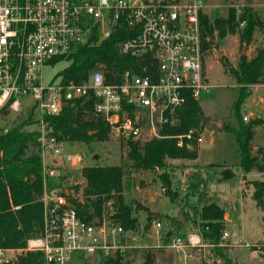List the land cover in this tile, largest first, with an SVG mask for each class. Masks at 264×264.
I'll return each mask as SVG.
<instances>
[{
  "label": "built area",
  "instance_id": "obj_1",
  "mask_svg": "<svg viewBox=\"0 0 264 264\" xmlns=\"http://www.w3.org/2000/svg\"><path fill=\"white\" fill-rule=\"evenodd\" d=\"M205 0H0V112L18 111L19 96H30L38 110L37 152L42 166L40 232L22 248H0V263H10L23 251H40L41 264H97L124 255L136 243L135 231L114 218L115 209L91 210L86 219L75 207L74 191L66 184L81 156L64 153L45 119L70 102L89 101L91 111L123 141L162 137L160 129L178 120L187 98L207 90L200 14ZM241 8L237 7V14ZM117 33V51L135 64L108 76L92 69L82 83L62 77L45 80L52 59L80 45ZM88 43V44H89ZM243 120H248L243 115ZM193 129L172 135L177 146L191 147ZM166 136V135H164ZM187 141V142H186ZM68 163L69 166L65 165ZM110 204V203H108ZM151 226L162 227L159 219ZM224 231L221 238L227 237ZM200 233L185 239L170 237L164 246L191 255L205 245ZM152 246V245H151ZM19 254V255H18Z\"/></svg>",
  "mask_w": 264,
  "mask_h": 264
},
{
  "label": "trees",
  "instance_id": "obj_2",
  "mask_svg": "<svg viewBox=\"0 0 264 264\" xmlns=\"http://www.w3.org/2000/svg\"><path fill=\"white\" fill-rule=\"evenodd\" d=\"M243 22L242 27H239ZM202 47L210 50L213 43V33L219 38L227 34L239 32L240 38L249 43L254 31L262 26V21L251 6H243L237 15L235 7H229L226 16H218L209 20L206 13L200 14ZM121 36L117 33L98 41L97 34L93 42L80 45L70 55L64 57L66 65L60 69L56 78L62 81L82 83L95 68H101L105 75L111 72H121L135 64L133 57L122 55L117 51L116 44ZM60 58L52 59L54 64ZM238 85L237 95L232 103L236 123H224L223 130L231 133L235 141L239 158L237 165L246 182V174L252 170L261 172L262 178L248 180L253 186L251 193L255 204L264 211V145L253 148L252 140L255 127L264 124L258 116L243 120L241 106L251 93L250 85L260 83L264 79V44L255 49L251 57L240 56L235 67L227 68ZM264 112V107H263ZM203 115L201 107L194 98H187L178 111V120L166 124L160 129L162 137H150L143 140L124 141L127 146L126 156L130 167L136 169H162L157 175L162 193L172 202L183 204V196L171 185V174L166 169V158L196 157L197 142L200 132L194 130L190 141L191 148L185 145L177 146L176 138L172 135L186 133L204 125L199 119ZM52 133L59 140L89 143L93 140H105L109 137V127L91 111V102H70L57 115L45 117ZM37 131H23L19 127L10 130H0V248H22L26 239L40 232L42 222V166L37 152ZM166 135V136H164ZM187 142V141H186ZM127 164L121 165H88L82 168L81 175L85 184L75 186L73 203L79 212L90 219V212L99 215L105 203L111 200L115 207L113 218L125 230L136 231L139 221L133 215V208L125 203L123 191L126 188L125 175ZM221 179L234 175L229 166L219 170ZM184 207L181 206V209ZM183 210V209H182ZM194 212L201 216L202 221L194 223L198 226L202 240L213 247L218 256L223 254L224 247L217 244L224 232V208L215 202H207ZM195 213V214H196ZM175 220V217H172ZM172 223V222H171ZM145 224L144 228H147ZM171 227L164 230V243L171 237ZM253 245L252 248L257 249ZM40 251H23L16 259L4 264H41ZM126 261L121 254L102 259L97 264H124ZM1 264V263H0ZM141 264H156L155 252H143ZM213 264H223L213 260Z\"/></svg>",
  "mask_w": 264,
  "mask_h": 264
},
{
  "label": "rangeland",
  "instance_id": "obj_3",
  "mask_svg": "<svg viewBox=\"0 0 264 264\" xmlns=\"http://www.w3.org/2000/svg\"><path fill=\"white\" fill-rule=\"evenodd\" d=\"M243 6H251L262 21V26L254 31L245 50H242V39L238 31L227 34L224 38H219L214 31L211 48L204 53L205 76L209 85L207 90L201 91L197 101L203 115L220 118L223 123H236L232 103L237 95L238 85L227 68L235 67L242 55L251 57L256 47L264 44V0H205L204 3L209 20L226 16L229 7L242 9ZM242 25L243 22H240L239 27ZM215 51L219 52V55H215ZM66 63L65 60H59L54 64H46L43 69L44 79H58L56 74ZM249 88L251 93L241 106V114L247 115L248 118L258 116L264 120V79L260 83L250 85ZM18 100L23 105L18 111L11 109L9 112H0V130L19 127L25 132L37 131L36 120L39 114L32 106V98L19 96ZM194 130L200 132L196 157L165 160L166 169L171 174V185L183 196L184 207L181 211L178 203L172 202L162 193L157 176L162 169L130 167V160L125 153L127 146L117 136L109 133L105 140H93L89 143L65 140L60 144L62 152L81 156L80 167L71 169L66 180V184L72 190L79 185L78 193L85 184V179L81 175L83 167L127 164L123 199L133 208V215L139 221L135 231L138 237L136 243L146 246L129 249L123 255L126 261L124 264H141L143 252L148 249L155 252L156 264H213V260L222 261L223 264H264V211L252 199L253 186L248 182L262 178L263 174L255 170L248 172L247 181H241V192L242 175L239 177V174L242 172L236 162L239 152L231 133L227 130L219 131L205 124ZM252 145L254 149L264 145V124L255 127ZM95 154L98 158L94 157ZM210 163H226L234 171V175L228 179H221L219 167ZM65 165L69 166L68 163ZM211 201L224 208L223 230L228 236L221 238L217 244L224 247L221 256L216 255L213 247L207 244L189 249L191 255L186 257L164 246L157 247L164 243L163 230L170 227L171 236L182 239L196 232V229L199 231L194 223L202 221L201 216L193 209L198 207L199 210L203 204ZM104 207L115 208L111 200H108ZM153 219L161 220L162 227L151 226ZM146 223L148 227L144 228ZM253 245H256L257 249L254 250Z\"/></svg>",
  "mask_w": 264,
  "mask_h": 264
},
{
  "label": "water",
  "instance_id": "obj_4",
  "mask_svg": "<svg viewBox=\"0 0 264 264\" xmlns=\"http://www.w3.org/2000/svg\"><path fill=\"white\" fill-rule=\"evenodd\" d=\"M92 40V37L89 38V40L87 41L86 45ZM247 42L246 40H243L242 41V50H245V46H246ZM243 51H241L242 53ZM215 55H219V52L215 51ZM199 119L201 120V122L205 125H210V126H213L215 127L217 130L221 131L223 130L224 128V123L223 121L220 119V118H212V117H208V116H205V115H199ZM95 158H98V155L95 154L94 155ZM181 211V205H180V209ZM180 218H182V215L180 213Z\"/></svg>",
  "mask_w": 264,
  "mask_h": 264
},
{
  "label": "crops",
  "instance_id": "obj_5",
  "mask_svg": "<svg viewBox=\"0 0 264 264\" xmlns=\"http://www.w3.org/2000/svg\"><path fill=\"white\" fill-rule=\"evenodd\" d=\"M243 115H245V114H243ZM200 138V137H199ZM198 141H199V139H198ZM197 146H198V142H197ZM197 151V150H196ZM237 162V161H236ZM235 162V163H236ZM210 165H217L218 167H219V170H221V168H222V166H228V164H226V163H210ZM241 172V171H240ZM240 175H242L241 173L239 174V177H240ZM241 180H240V187H241V192H242V186H241V181L242 182H244L243 181V179H242V176H241V178H240ZM246 180H247V178H246ZM188 193V192H187ZM182 196V195H181ZM173 217V216H172ZM163 232H164V230H163ZM228 236V235H227ZM172 237V236H171ZM137 239H138V237H137Z\"/></svg>",
  "mask_w": 264,
  "mask_h": 264
}]
</instances>
